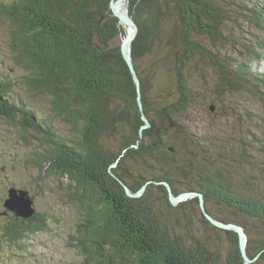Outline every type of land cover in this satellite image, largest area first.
Here are the masks:
<instances>
[{
	"label": "trees",
	"instance_id": "1",
	"mask_svg": "<svg viewBox=\"0 0 264 264\" xmlns=\"http://www.w3.org/2000/svg\"><path fill=\"white\" fill-rule=\"evenodd\" d=\"M236 1L240 14L245 11L264 31L261 0H127L137 26L130 56L139 92L120 50L128 30L111 13L112 0L0 2L12 63L22 72L0 77V119L19 130L26 147L38 144L29 164L68 182V201L79 215L68 244L82 264H245L234 231L212 225L197 197L172 204L164 184L173 196L201 193L206 214L243 229L247 257H258L251 264L264 262V174L245 169L248 178L238 182L241 170L219 164V156L213 162L204 141L190 132L194 107L212 114L209 104L224 108L234 92L264 109V38L244 42L240 59L219 51ZM205 71L212 72V90L198 88ZM17 89L48 97L50 117L17 98ZM231 103L230 114L245 130L243 152L264 153L257 133L264 118L243 119L241 103ZM143 117L149 128L142 129ZM51 118L67 127L66 134ZM252 157L258 156L241 161L251 167ZM147 182L140 196L128 195ZM7 218L0 226V252L5 246L25 250L30 237L50 233L43 213Z\"/></svg>",
	"mask_w": 264,
	"mask_h": 264
},
{
	"label": "rangeland",
	"instance_id": "2",
	"mask_svg": "<svg viewBox=\"0 0 264 264\" xmlns=\"http://www.w3.org/2000/svg\"><path fill=\"white\" fill-rule=\"evenodd\" d=\"M7 1L9 0H0V2ZM254 1L258 2L259 0ZM113 2H116V0ZM236 4V7H232L237 11V14L234 10L232 20L229 22L226 21L225 31L227 30V36L223 35V40L227 42L225 47L222 49H219L218 45L214 47L217 50L219 49L221 53L223 52L222 55L226 54L230 57L240 59L241 57L239 58V55H243L245 52V50L244 52L242 50L245 44L244 42L252 40V37L264 38V31L255 27L254 24L249 21L245 11L243 12L244 14H240V12H242V9H239L242 8L241 2L236 1ZM248 7L251 8L252 6ZM125 11L127 12L126 3L124 1L123 12ZM262 12V15H264V10H262ZM8 31V23L4 19H0V77L9 75L12 78H16L21 75L22 72L12 63V56L7 47ZM233 39L237 41L233 44L234 48L231 49V40ZM238 42L242 45L241 47L238 45ZM221 44H224L223 41ZM249 61H252V59ZM204 74H206V76L198 82V88L210 90L213 88V78L210 77L212 72L208 74L207 71H205L203 72V75ZM213 77L216 78V75ZM226 92L228 91H220V93ZM233 95L234 97H232ZM16 97L34 108L41 117H50L48 97L35 95L25 89H17ZM229 97L227 101L222 104L224 108H222L219 103H216V105L215 103L209 104V106L211 105V107L214 108V111L211 112L212 114H210L209 110L205 111L198 107H194L190 115H194L193 118L196 123H191L192 127L190 132L193 135L199 136L196 137L198 142L199 140L204 141V143L201 144H203L204 149L210 153L213 162H215L219 156L221 157V160L218 161L219 164L223 163L224 165L230 166V164L234 163L236 168L241 170L240 173H237V176H235L236 180L245 183L243 179L248 178L243 174L245 169H250L254 174H256L255 172L264 174V170H261L264 169V153L258 150L254 153L248 151L247 153L243 152L240 139L245 130L240 129L242 125L235 116L230 114V108L234 106L231 100L235 103H241L237 113L241 115L243 119H245L247 115H257L259 118H264V109L258 105L259 103L256 104V101L250 99V97L244 93L234 92ZM210 101H212V97H209L206 103ZM206 113L215 115V117L209 118ZM237 118H240V116ZM51 122L59 128L63 134H66L67 127L63 123L55 118H51ZM259 128L261 129L263 126L259 125ZM257 133L261 137L259 138L261 144H264V128L258 130ZM20 135L17 128L9 126L4 120L0 119V226L8 220L7 217L14 215L12 211L3 210L6 204V202L3 203V201L6 198L7 190L10 186H14L26 189L30 192L34 200L36 211L48 217L50 233H37L33 237H30L25 244V250L9 248L7 246L3 247L2 252H0V264H69L71 262L74 264L80 262V264H82L80 255L68 245L69 238L75 233L79 221L76 208L71 206L72 203L68 201V193L70 192L69 184L66 181L60 182L51 177H46L45 173L40 174L37 168L29 164L28 160L31 153L39 149L38 144L36 142H31L30 146L26 147ZM113 146L114 145H112V149ZM214 147L218 148L219 154L214 151ZM247 147L249 148V146ZM113 151L118 152V149L114 148ZM252 154L258 157L250 158V167L248 162H242L241 159H248L249 155ZM116 165L117 163L115 166ZM111 168L113 169L115 167L112 166ZM256 190L260 191L261 188L257 187ZM178 204L179 203L176 205ZM220 213H224V210H220ZM224 214L229 218H235L227 212ZM203 235H206V233L203 232ZM210 238L216 240L218 236L210 235ZM244 244L246 249V241ZM257 258L258 257L252 260V263H254ZM259 264H264V262Z\"/></svg>",
	"mask_w": 264,
	"mask_h": 264
},
{
	"label": "water",
	"instance_id": "3",
	"mask_svg": "<svg viewBox=\"0 0 264 264\" xmlns=\"http://www.w3.org/2000/svg\"><path fill=\"white\" fill-rule=\"evenodd\" d=\"M113 1L114 0H112V2L110 4L111 13L114 16H116L120 20V22L123 23V25L125 27H127V29H128V35L122 41L121 46H120L121 54L124 57V60L126 61L128 67H129V69H130V71L134 77L135 84L137 87V91L139 92L140 91V81L138 79V75H137L136 70L133 66V62L131 61V56H130L131 45H132V43H133V41L137 35V26L132 21V19L129 17V15L126 11L125 12H118L115 10L116 9V2H113ZM126 2H127V0H125V3ZM138 99H139V97H138ZM139 105L141 108L140 102H139ZM210 110H211V112H213L214 108L210 107ZM143 121L145 122V126L142 129L149 128L150 124L145 117H143ZM148 183L149 182L146 183V186L148 185ZM164 185L168 189L171 203L174 205H176L180 201L187 199L188 197H197L199 199V202H200L201 210L204 212L206 218L208 219V221L212 225H214L215 227H217L219 229L232 230L238 234L241 253H242V256L244 258V261L246 262V264L252 263V261L247 258L246 253H245V244L244 243L246 241L245 240L246 237H245L243 229L241 227H239L236 224L218 223L217 221L212 219L208 214H206L204 204H203V195L201 193H185V194H181L179 196H173L170 186L168 184H164ZM145 189H146V187H143L138 192L137 196H140L142 193H144L143 191H145ZM16 194H19L20 198ZM8 195H9L8 199L5 200V202H6L5 208H7L8 210H12L13 213L15 212L20 218H23V219H28L29 217L32 216V214L35 213L34 209L32 208L33 200L31 199L29 192L27 190H23V189L17 190L16 188L11 187L8 190Z\"/></svg>",
	"mask_w": 264,
	"mask_h": 264
},
{
	"label": "bare ground",
	"instance_id": "4",
	"mask_svg": "<svg viewBox=\"0 0 264 264\" xmlns=\"http://www.w3.org/2000/svg\"><path fill=\"white\" fill-rule=\"evenodd\" d=\"M124 1L125 0H116V11H118V12H123V7H124ZM223 53V52H222ZM237 59V58H236ZM132 61V60H131ZM143 187H146V185H144ZM142 187V188H143ZM138 194V193H137ZM137 194H130L129 192H128V195L130 196V197H136L137 196ZM17 196H19V198H20V195L19 194H16ZM6 205V204H5ZM6 207V206H5ZM10 211H12V210H10ZM15 213V212H14ZM16 214V213H15ZM17 215V214H16ZM18 216V215H17ZM247 256V255H246ZM248 258V257H247ZM244 259V258H243ZM249 259V258H248ZM250 260V259H249ZM252 261V260H251Z\"/></svg>",
	"mask_w": 264,
	"mask_h": 264
}]
</instances>
